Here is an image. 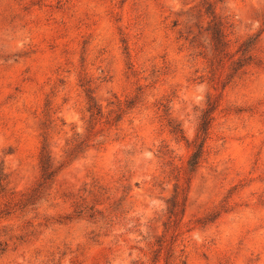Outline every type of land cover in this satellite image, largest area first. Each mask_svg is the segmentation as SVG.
Here are the masks:
<instances>
[{
  "label": "rangeland",
  "instance_id": "obj_1",
  "mask_svg": "<svg viewBox=\"0 0 264 264\" xmlns=\"http://www.w3.org/2000/svg\"><path fill=\"white\" fill-rule=\"evenodd\" d=\"M208 12L258 37L233 79ZM0 183V264H264V0H0Z\"/></svg>",
  "mask_w": 264,
  "mask_h": 264
},
{
  "label": "trees",
  "instance_id": "obj_2",
  "mask_svg": "<svg viewBox=\"0 0 264 264\" xmlns=\"http://www.w3.org/2000/svg\"><path fill=\"white\" fill-rule=\"evenodd\" d=\"M208 13H211L212 15V20L209 22L208 28L206 29V31L210 35L212 42L211 44L212 57L210 58L209 61L211 63V66L214 68V70L225 69L226 64L229 63V67H228L229 73L227 74V78L229 80L233 79L234 76H236L240 71H242L243 69H245L246 67L250 66L253 63L254 58L253 55L251 54V51L255 48L258 37L255 38L251 37L250 39L244 41L236 52L238 58L234 59L235 54L231 55L230 52L228 51L229 43L227 41V35L225 33V26L223 22L220 19L216 18L214 13L212 12H208ZM90 100L92 101L93 98L90 97ZM217 106H218V99H209L208 108L204 111L201 117L197 136L193 142L194 151L189 160L188 170H195L202 159L204 145L208 137L211 124L214 120L213 113L215 112ZM85 142L86 140L80 142L78 145L74 146L70 150L67 156L68 160H72L76 158L80 153L83 152L84 146H86ZM52 161L53 159L50 152L47 150L46 146H44L40 159V166L42 172L41 179L37 187L34 188L31 191L30 195H28V197L25 199L26 205L34 204L40 197V193H42V191L45 188H47V186H49L51 182L54 181L60 170L63 168L64 165H61L59 167H54ZM186 177L187 180L190 179V171H186ZM0 187H1V183H0ZM181 193L182 192H178V194L170 201L171 203V207L169 208L170 219L172 218L176 219L179 216H183L185 214L187 198L180 197Z\"/></svg>",
  "mask_w": 264,
  "mask_h": 264
}]
</instances>
